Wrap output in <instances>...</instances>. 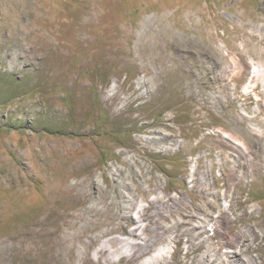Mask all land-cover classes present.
<instances>
[{"label":"rangeland","instance_id":"obj_1","mask_svg":"<svg viewBox=\"0 0 264 264\" xmlns=\"http://www.w3.org/2000/svg\"><path fill=\"white\" fill-rule=\"evenodd\" d=\"M258 68L264 0H0V264H264Z\"/></svg>","mask_w":264,"mask_h":264},{"label":"bare ground","instance_id":"obj_2","mask_svg":"<svg viewBox=\"0 0 264 264\" xmlns=\"http://www.w3.org/2000/svg\"><path fill=\"white\" fill-rule=\"evenodd\" d=\"M71 35V34H70ZM69 35H68V33L65 31V33H62V34H60L59 35V37H61L62 39H63V43H65L66 44V42H67V37H68ZM27 44L30 46V47H33L34 46V44H33V41H32V38H29L28 36H27ZM256 77L257 78H261V77H263L262 79H264V68H258L257 69V71H256ZM259 81V80H258ZM255 84H256V82H254V83H252L251 84V86L253 87L252 89L254 90V89H256L254 86H255ZM252 91V90H251ZM213 229H216V226H215V224L213 225ZM158 256H159V254H158Z\"/></svg>","mask_w":264,"mask_h":264},{"label":"built area","instance_id":"obj_3","mask_svg":"<svg viewBox=\"0 0 264 264\" xmlns=\"http://www.w3.org/2000/svg\"><path fill=\"white\" fill-rule=\"evenodd\" d=\"M196 171V170H195ZM196 173H197V171H196ZM201 181V180H200ZM202 182V181H201ZM229 189L230 188H226V191H227V193H228V207H229V204H230V199H231V197L229 196ZM245 202H249V200H245ZM227 207V208H228ZM229 237H230V235H229ZM230 239H231V237H230Z\"/></svg>","mask_w":264,"mask_h":264}]
</instances>
